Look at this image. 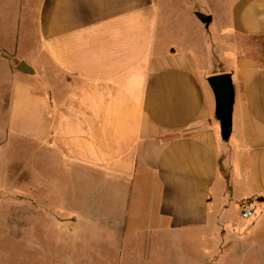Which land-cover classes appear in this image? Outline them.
Wrapping results in <instances>:
<instances>
[{
    "label": "crops",
    "instance_id": "1",
    "mask_svg": "<svg viewBox=\"0 0 264 264\" xmlns=\"http://www.w3.org/2000/svg\"><path fill=\"white\" fill-rule=\"evenodd\" d=\"M224 73L227 141L207 82ZM0 76L6 136L44 151L48 188L3 223L15 264L249 258L245 237L264 231V0H0ZM245 199L259 215L230 222Z\"/></svg>",
    "mask_w": 264,
    "mask_h": 264
},
{
    "label": "rangeland",
    "instance_id": "2",
    "mask_svg": "<svg viewBox=\"0 0 264 264\" xmlns=\"http://www.w3.org/2000/svg\"><path fill=\"white\" fill-rule=\"evenodd\" d=\"M221 63L214 62L213 72L220 69ZM10 84L0 76V264H15L14 255L17 252L14 244V237L11 230L5 231L3 223H11L20 218V211L23 204H28L31 190H38L45 194L48 190L45 182L44 151L36 150L27 142L9 139L6 136V105L5 97L8 95L7 86ZM9 90V88H8ZM5 142V145H4ZM4 145V146H3ZM227 218L230 222L248 224L253 222L240 218L237 203L228 206ZM262 204L259 203V209ZM257 211L256 215H259ZM221 216V215H220ZM221 236V230H213L211 237ZM184 237V236H183ZM188 237V235L186 236ZM243 237V235H240ZM245 237V236H244ZM249 240L243 247L244 254L249 258L244 264H257L253 256H264V231L245 237ZM262 241L255 246L251 243ZM231 252V251H230ZM259 264H264L259 262Z\"/></svg>",
    "mask_w": 264,
    "mask_h": 264
},
{
    "label": "water",
    "instance_id": "3",
    "mask_svg": "<svg viewBox=\"0 0 264 264\" xmlns=\"http://www.w3.org/2000/svg\"><path fill=\"white\" fill-rule=\"evenodd\" d=\"M197 17L204 23H209L211 18L197 13ZM17 69L24 73H34L26 63H19ZM215 99V118L220 124L221 136L227 141L232 133L233 111L235 103V88L230 73L212 75L207 78Z\"/></svg>",
    "mask_w": 264,
    "mask_h": 264
},
{
    "label": "built area",
    "instance_id": "4",
    "mask_svg": "<svg viewBox=\"0 0 264 264\" xmlns=\"http://www.w3.org/2000/svg\"><path fill=\"white\" fill-rule=\"evenodd\" d=\"M259 210V202L256 199H245L239 205V215L242 220H251Z\"/></svg>",
    "mask_w": 264,
    "mask_h": 264
}]
</instances>
